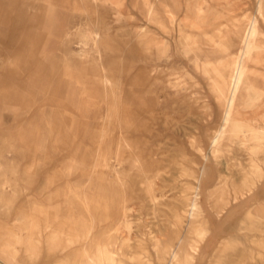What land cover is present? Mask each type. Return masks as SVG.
Listing matches in <instances>:
<instances>
[{"label": "rangeland", "instance_id": "374dc122", "mask_svg": "<svg viewBox=\"0 0 264 264\" xmlns=\"http://www.w3.org/2000/svg\"><path fill=\"white\" fill-rule=\"evenodd\" d=\"M65 1L82 9L54 24L70 37L33 58L32 41L20 43L17 59L10 42L0 43V264L7 256L13 264H103L91 259L97 241L108 258L116 242L118 257L105 264H161L166 246L159 242L186 236L179 209L204 164L202 216L215 225L192 264H209L224 229L264 196V180L258 182L263 144L251 155L248 141L238 145L228 133L216 151L208 146L220 115L204 72L235 56L247 17L258 15V0H115L117 9ZM95 27L107 32L111 48L100 56L79 37ZM154 40L162 42L160 51ZM255 58V73L264 75V49ZM13 90L24 100L5 98ZM18 126L35 132V146L25 135L16 143ZM252 135L248 130L245 137ZM239 192L244 195L233 203ZM214 202L223 207L218 215ZM247 218L241 241L218 251L212 264H264V209Z\"/></svg>", "mask_w": 264, "mask_h": 264}, {"label": "bare ground", "instance_id": "6f19581e", "mask_svg": "<svg viewBox=\"0 0 264 264\" xmlns=\"http://www.w3.org/2000/svg\"><path fill=\"white\" fill-rule=\"evenodd\" d=\"M1 1H4L3 4L7 6L8 4L23 6V9H25V13L28 16V27L26 29V33L31 32L32 28L35 25H38V28L40 30H50V12H47L44 7L36 6L34 0ZM99 1H102L103 3L109 0H92L93 3H98ZM150 8L152 9L153 5H150ZM262 20H264L262 0H258V15H250L247 17L245 28L242 30L241 37L239 36V42H237L238 46L235 50V56L229 60L218 61L214 65L210 66V69H205L204 71L205 73L209 74L210 79V85L208 86L207 91L214 95L215 98L213 102L215 103L217 111L220 115V125L218 126L217 130L211 135L208 142V146L213 149V151L217 150L218 145L224 138H226L228 133L234 134V137L237 139L238 145H244L248 141L250 143L249 149L251 155H255L256 149H258L259 145H264V125H261V123L263 124L264 122V75H257L255 73V67L252 65V63H255V53L259 50L264 49V45L261 42L264 38V30L260 26V22ZM143 30L144 29L142 28L141 31ZM8 33L9 30L5 27L4 23L2 22V15H0V43L5 42ZM105 33L106 31L98 30L95 27L93 30H88L82 33L79 36L81 38L80 42L85 46H89V44H91V48L93 49L92 51H94L98 56H100L102 51H106L105 45L103 43ZM156 41L157 40H154L151 43L152 47H154L157 51H160V49L163 47V44L157 43ZM0 49L1 51H4L3 47H0ZM81 52L84 54L88 53L86 47L81 50ZM197 67H199L198 62ZM226 69H228V71ZM226 71L227 76H225L226 74L224 73ZM12 97L14 98V95H12ZM201 99H204L210 104V100H207L206 95H204L203 93L201 94ZM254 101H259L258 103L260 104H254L255 106L253 107L252 103H254ZM207 107L205 104V108ZM58 113L59 112H57L56 114ZM211 113L212 105L210 104V115ZM29 130H27V132ZM248 130L254 135H252L250 138L248 137L247 139L245 135ZM204 159L206 162L208 158L205 156ZM133 161L134 163L132 164L137 165V167L140 165L141 161L137 157L133 158ZM207 171V165L204 164L200 167V172L199 176L197 177L196 185L193 187L192 191H189V196H186L184 199H182V203L180 205L179 221L181 223L179 224V227H183L186 236L180 235L174 244L172 243V241L159 242V244H163V246H166L163 247V254L159 256V259L162 261L161 264H192L193 260L199 254L200 244L201 240L203 239V236L209 229H211V227L215 225V223L212 224L213 222H211V220L208 223L205 220V217L202 216L203 209L201 207V195L199 192V186L202 184L204 185L203 181ZM239 180V187H244L246 185L244 184L246 183L245 176L239 177ZM263 180L264 175L261 174L258 178V182L261 183ZM239 193V196L232 197L233 199L231 198L233 203L238 202V198L244 195L243 192ZM212 196L213 193H210V199L212 198ZM218 197L220 198L219 200L222 202L225 199L222 197V194H220ZM88 203L89 201H85L86 205ZM216 204L218 203L214 202L211 203L210 206L212 208L216 207V214L218 215V213L223 210V207L221 205L215 206ZM150 207L154 211L153 213L156 214L158 208L155 199L152 197L150 199ZM257 208L264 209V196L262 195H259V198L255 201V203H251L250 206L246 207V209L240 212L235 217V220H233V222H231L224 229V232L226 234H222L219 240L215 243L214 248L211 251L210 257L208 259L209 264H212V261L216 260V258L218 257V251L222 250V248L227 245L236 246V242L238 243L239 241H241L239 232L242 230H248L246 227H241V223H244V221L248 219V215L251 214L253 211L257 210ZM182 223H184V225ZM191 233L194 236L188 235ZM113 242L110 245L111 248H113L110 252L109 258L105 254V249H107L106 245L99 243L98 241L95 242L92 247L93 249H96V252L92 253L91 259H96V261L98 259H101L103 264H105L107 259H110L111 261L117 259L118 252L115 251L116 242Z\"/></svg>", "mask_w": 264, "mask_h": 264}, {"label": "crops", "instance_id": "0c3cea01", "mask_svg": "<svg viewBox=\"0 0 264 264\" xmlns=\"http://www.w3.org/2000/svg\"><path fill=\"white\" fill-rule=\"evenodd\" d=\"M4 1L0 0V15H2V22L4 23L5 27L9 30V33L7 35V38L5 39V43L10 42V51L15 59L20 58L19 54L21 53L20 49V43L24 40L27 41H32L35 45L30 47L28 50L30 58L35 57L36 55H39L41 53H44V50L48 47V45L52 41H61L67 37H70L69 32L66 31V29L57 30L56 32L54 31L53 27L56 22L64 21L63 18L66 17L68 14L76 13L78 15V10H82L79 7L76 8L75 5H70L69 2L65 0H34L36 6H41L46 9L47 12H50L51 14V19H50V30L48 31H43L38 28V25H35L31 32L26 33V29L28 27V16L25 13V9H23V6H16L12 4L4 5ZM48 2V3H47ZM95 7H100L101 5H107L110 8L114 7L117 9V2L115 0H109L107 2L99 1L98 3H94ZM10 6V7H9ZM10 9V10H9ZM88 7L83 6V11L85 13V17H87V20L91 19V16L89 14ZM151 8L150 5L148 6V12L150 13ZM2 13V14H1ZM63 27L65 25L63 24ZM144 29V28H143ZM144 31V30H143ZM106 34L104 35L103 43L105 45L106 51H111V48L109 45L106 43ZM157 43H162L160 40L156 41ZM42 45V46H40ZM4 51H1L2 53ZM35 90L34 87H30V92L28 93V97L32 98L33 91ZM6 92L9 93V95L5 96V98L9 99H14L16 101H23V96L19 94L17 90H13L14 93ZM14 95V98L12 97ZM4 98V99H5ZM2 101V99H1ZM56 112H59L57 108L55 109ZM60 113V112H59ZM70 124V122H69ZM68 127V126H67ZM69 128V127H68ZM16 140L18 143L20 136L26 137V144L28 143L30 146H35L34 141H35V132L32 131L31 129L27 132L22 126H18L16 129ZM67 135L70 134L69 132H66ZM27 144V145H28ZM6 264H13V260L11 257L7 256L5 258Z\"/></svg>", "mask_w": 264, "mask_h": 264}]
</instances>
